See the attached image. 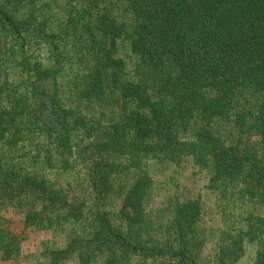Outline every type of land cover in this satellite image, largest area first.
I'll return each mask as SVG.
<instances>
[{"label":"trees","instance_id":"trees-1","mask_svg":"<svg viewBox=\"0 0 264 264\" xmlns=\"http://www.w3.org/2000/svg\"><path fill=\"white\" fill-rule=\"evenodd\" d=\"M189 160L223 204L210 254L201 197L165 186ZM248 244L264 264V0H0V263L238 264Z\"/></svg>","mask_w":264,"mask_h":264},{"label":"rangeland","instance_id":"rangeland-1","mask_svg":"<svg viewBox=\"0 0 264 264\" xmlns=\"http://www.w3.org/2000/svg\"><path fill=\"white\" fill-rule=\"evenodd\" d=\"M119 48V53L122 56H125L126 60L129 62V55L131 52L127 42L121 41ZM206 184V173L195 167L190 160L185 162L183 168L168 173L165 178L166 189L177 191L182 196L189 195L193 197H201L204 209L201 225L206 231L208 237L206 254H210L213 251L215 240H217V234H219L220 230L225 228V223L221 217L223 204L216 194L206 188ZM1 214L4 216L3 212ZM5 215L11 221L13 230L21 233L23 231V222L21 221V218L11 210L5 212ZM49 237L50 234L48 233L30 234V238L25 242V247L30 251H34L42 240L48 239ZM255 249L254 245L248 244L246 247V253L238 264H253ZM0 264L14 263L2 262Z\"/></svg>","mask_w":264,"mask_h":264}]
</instances>
